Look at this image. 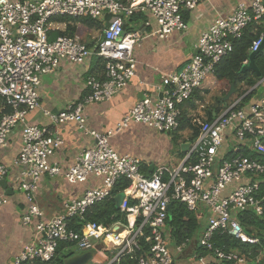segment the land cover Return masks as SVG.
Returning a JSON list of instances; mask_svg holds the SVG:
<instances>
[{"label": "built area", "instance_id": "obj_1", "mask_svg": "<svg viewBox=\"0 0 264 264\" xmlns=\"http://www.w3.org/2000/svg\"><path fill=\"white\" fill-rule=\"evenodd\" d=\"M202 1L0 0V147L20 129L22 146L13 162L19 169L15 185L27 202L22 222L32 226L33 232L32 240L12 264H48L62 242L82 251L95 249L105 257L106 264H248L246 255L216 248L213 238L222 229L243 242H259L245 231L238 213L249 208L263 213L259 191L264 164L241 151L264 154V94L246 100L256 89L248 88L213 120L197 117L199 134L183 161L158 165L151 175L143 172L141 157L119 153L111 138L132 122L167 133L179 130L180 106L233 52L234 39H240L250 24L264 18V0L240 2L232 13L218 17L201 33L194 55L183 68L164 74L157 99L145 95L105 132L86 126L85 106L110 101L137 75L134 49L143 37L139 30L127 31L126 22L137 11L147 12L158 23L155 33L166 38L188 28L183 11L195 9ZM62 15L105 21L100 39L93 47L87 46L79 34H60L51 39V19ZM263 40L261 33L253 40L250 52L257 51ZM92 55L105 59V78L90 75L86 80L89 92L80 102L68 104L58 114L45 111L55 123L77 122L95 139L94 145L83 149L64 169L59 163H51L64 144L58 129L51 131L30 123L28 114L41 107L39 87L43 75L58 70L63 60L84 63ZM7 106L11 111L3 112ZM8 174L9 167L0 163V206L9 201L2 185ZM46 174L63 175L68 183L88 184L89 188L80 196L64 200L60 211L45 218L37 194ZM122 179L128 184L121 191V219L111 226L87 220L88 210L112 197ZM174 202L185 204L201 219L206 216L195 241L174 242L168 223ZM72 219L81 231L71 225ZM195 244L215 258L188 251Z\"/></svg>", "mask_w": 264, "mask_h": 264}, {"label": "crops", "instance_id": "obj_2", "mask_svg": "<svg viewBox=\"0 0 264 264\" xmlns=\"http://www.w3.org/2000/svg\"><path fill=\"white\" fill-rule=\"evenodd\" d=\"M249 1L251 0L202 1L195 9L183 11L188 28L184 31H177L166 38H160L155 33L158 23L153 16L147 12L138 11L144 17L136 16L133 20L131 17L125 27L127 31L139 30L143 37L134 49V56L138 60L137 75L110 101L87 104L84 109L87 118L86 126L91 130L105 132L107 129L114 128L116 123L128 114L145 95H151L157 99L162 92L159 87L162 85L164 74L179 71L192 58L195 53V44L201 33L221 15L232 13L240 2ZM98 22L102 23L104 28L105 21L98 20ZM258 23L264 24V18ZM72 26L76 27L74 34H79L89 47L96 44L103 31V28L98 29L81 22L72 23ZM67 27L66 22L55 21L51 36L57 37L56 32H64ZM98 57L92 55L84 63L63 60L58 70L43 75L39 87L41 107L28 114L30 123L46 126L51 131L58 129L64 144L51 158V163H59L64 169L75 161L83 149L94 145L95 139L83 132L77 122L55 123L45 111L58 114L65 110L68 104L78 103L84 98L89 92L86 86L87 78L90 75L101 78L104 74ZM214 80H216L215 77L211 76L206 85ZM207 87L198 89L191 99L184 103L182 115L187 119L181 117L183 120L181 125L186 128L167 133L143 123L132 122L111 138L113 147L121 154L141 157L142 170L146 175H151L158 165L180 164L193 143L190 127H198L195 122L197 117L203 120H213L220 114H216L215 109L219 106L218 102L223 101L222 97L226 95L231 85L227 80H220L213 88ZM255 87L252 100L264 94V77ZM246 91H248L246 84L239 85L236 93L228 102L225 101L226 105H223L222 109ZM211 113L214 116L213 119H209ZM174 137H177L176 141ZM21 146V133L20 129H17L10 137L8 144L0 147V163L9 167V174L5 179L7 184H5L6 187L3 186L9 201L0 206V264H12L14 258L33 237L32 226L26 227L22 222L23 213L27 209L25 195L15 185L19 169L13 165V162ZM88 188V184L68 183L63 175L46 174L40 184L37 202L45 213V218H50L60 211L64 200L80 196ZM100 256L103 257L101 253H97L95 257Z\"/></svg>", "mask_w": 264, "mask_h": 264}, {"label": "trees", "instance_id": "obj_3", "mask_svg": "<svg viewBox=\"0 0 264 264\" xmlns=\"http://www.w3.org/2000/svg\"><path fill=\"white\" fill-rule=\"evenodd\" d=\"M126 1V0H125ZM138 13V14H137ZM144 17L143 14L137 11L133 16L134 17ZM51 21L55 22H66L68 24L67 30L64 32H56V35L59 34H71L73 35L76 31V27L72 26V23L81 22L84 25L95 26L98 29H102V23L98 22V20L90 18V17H73L68 15L56 16L51 19ZM264 33V24L254 22L250 24L247 29H245L243 36L240 39H234V50L232 53L227 55L222 59V61L218 64L215 73L211 74V76L215 77L216 80L209 83L208 79L211 77H207V79L203 82V84L199 87V89L208 86L207 88H213L216 86L220 80H227L228 84H235L236 88L241 84H246L248 88L254 87L258 81L264 77V50L260 51L256 56V63L261 71V75L255 70H249L247 72H242V67L249 59L250 56V48L252 46L253 40H255L259 34ZM55 38V36H51ZM51 38V39H52ZM99 65L100 68L103 69L105 73V64L106 61L103 57L99 56ZM104 74L100 79H104ZM211 81V80H210ZM254 89L250 92L245 99H250L255 94ZM226 92H224L225 94ZM243 94V93H242ZM219 106L215 109L216 114H219L222 111V106L226 105L225 101L220 100L218 102ZM183 107L184 104L180 106L181 115H180V128L177 131H180L186 127H182L181 122H183ZM11 109L7 106L3 112H10ZM209 119H213L214 116L212 113L210 114ZM187 119L186 117H183ZM189 120V119H188ZM183 124V123H182ZM191 128V140L195 141L198 134V127H190ZM175 131V132H177ZM176 141L177 137H174ZM243 154L248 155L250 157L256 158L264 164V154H259L257 152H253L247 149H243L241 151ZM128 184L127 180L122 179L114 188L113 196L105 199L102 202H99L92 206L87 213V220L96 221L99 223H103L107 226H111L115 220L121 219L120 209L116 207L115 197L119 194L124 187ZM260 196L263 199V213L258 214L254 209L249 208L238 213V218L243 225L245 231L251 235L259 239L257 243H249L243 242L239 238L229 234L226 230L219 229L215 232L213 241L216 248L221 250L231 252L237 251L242 255H246L248 258V264H264V174L261 177V188H260ZM204 218V217H203ZM202 218V219H203ZM202 219L198 216V213L194 211H190L185 204L181 202H174L171 207V214L168 218V223L172 228V237L175 243H181L186 241L187 239H193L195 241L199 237V230L201 228ZM76 220L71 221V225L76 228V230L81 231V226L75 223ZM205 226V225H204ZM196 243V242H195ZM65 246H70L69 243L62 242L60 244L59 249L57 250L56 257L49 262L48 264H64V260L68 257H71L76 252H71L69 254H64L63 249ZM188 251H197L201 257L214 259L215 255L206 250L203 247L198 246V244L189 249ZM40 264H47L41 263ZM231 262H224L223 264H230Z\"/></svg>", "mask_w": 264, "mask_h": 264}, {"label": "water", "instance_id": "obj_4", "mask_svg": "<svg viewBox=\"0 0 264 264\" xmlns=\"http://www.w3.org/2000/svg\"><path fill=\"white\" fill-rule=\"evenodd\" d=\"M263 50H264V40H263L261 47L257 51H253L250 53L248 62L244 63L241 71L247 72L249 70H255L258 73V75H261V71H260V69L256 63V56L260 51H263ZM235 93H236V86H235V84H231V87L228 90V92L226 93V95L224 97H222L223 101H229ZM5 184H7V182H6V180H3L2 185L4 187H6ZM123 198H124V194L122 192L117 194L115 197L116 207L118 209H120V205L122 203ZM169 212L171 214V207H170ZM97 253L98 252L95 249L85 250V251L79 252L77 254H74L71 257L66 258L64 260V264H89L95 258Z\"/></svg>", "mask_w": 264, "mask_h": 264}, {"label": "rangeland", "instance_id": "obj_5", "mask_svg": "<svg viewBox=\"0 0 264 264\" xmlns=\"http://www.w3.org/2000/svg\"><path fill=\"white\" fill-rule=\"evenodd\" d=\"M228 102V101H227ZM202 224H201V228H200V230H199V235L201 234V232H202V230H203V228H204V225H205V223H206V216L202 219V222H201ZM63 249V253L64 254H69V253H71V252H76V253H79V252H82V250H80L77 246H75V245H72V246H65V248H62ZM104 249L105 250H107L108 251V249H107V247L105 246L104 247ZM110 257H111V255H110ZM109 257V258H110ZM105 261H107L106 259L104 260V256L103 257H95L89 264H106L105 263ZM182 263V261H178V262H176L175 264H181Z\"/></svg>", "mask_w": 264, "mask_h": 264}]
</instances>
